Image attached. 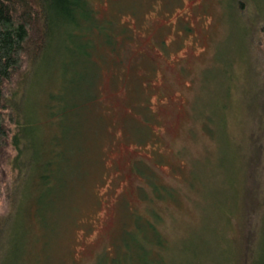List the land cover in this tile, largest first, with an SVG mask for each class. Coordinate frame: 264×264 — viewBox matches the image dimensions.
Masks as SVG:
<instances>
[{
  "label": "rangeland",
  "instance_id": "374dc122",
  "mask_svg": "<svg viewBox=\"0 0 264 264\" xmlns=\"http://www.w3.org/2000/svg\"><path fill=\"white\" fill-rule=\"evenodd\" d=\"M91 4L129 35L119 53L103 40L100 72L94 49L78 68L63 31L26 67L5 111L0 264H122L139 230L161 264H225L241 248L264 0ZM44 149L57 153L50 168ZM260 157L262 168L264 133Z\"/></svg>",
  "mask_w": 264,
  "mask_h": 264
},
{
  "label": "trees",
  "instance_id": "16d2710c",
  "mask_svg": "<svg viewBox=\"0 0 264 264\" xmlns=\"http://www.w3.org/2000/svg\"><path fill=\"white\" fill-rule=\"evenodd\" d=\"M62 31L69 41L72 39L74 42L77 41L78 57L81 59L77 63L78 68L82 70L90 61L96 60L90 53L94 49L100 55L96 63L100 62L99 72L104 64L105 53L109 54L110 50L103 44V40L105 44L110 45L108 47L119 53L124 38L130 32L126 25H121L119 22L101 20L91 0H0V156L8 144L10 131L6 123L5 111L9 108V104H19V97L23 92V86L21 89L20 85L27 80L26 67L30 64L31 71H34L33 69L40 66L38 62L49 47L53 35ZM118 57L120 58L119 55ZM17 74L21 75V81L15 84L16 86L10 87ZM258 80L257 84H260L256 100L258 108L254 116L256 126L251 136V154L244 174L245 192L242 203L244 212L241 218L243 227L239 231L241 248L238 255L229 252L225 264H264V166L260 167V148L264 133V78ZM88 101V104H95L94 98H89ZM11 110L12 108L9 119H17L18 112ZM85 131L89 134L94 132V122L89 121ZM220 132L223 133L221 130ZM13 140L17 145L19 144L17 134H14ZM44 153L47 160L43 159L42 163H49L50 168L51 161H54L57 153H53L52 149L51 151L44 149ZM42 170L44 173L47 172L45 168ZM2 186L0 170V194ZM153 188L156 189V185L153 184ZM153 214L158 215L156 212ZM140 231L133 233L131 256L128 254L124 263L122 259L119 262L161 264L156 258L150 257L151 248L143 237H138L141 235ZM231 254L234 259L230 257ZM235 255L238 260L235 259Z\"/></svg>",
  "mask_w": 264,
  "mask_h": 264
}]
</instances>
